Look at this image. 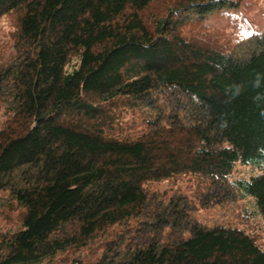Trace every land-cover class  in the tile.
Here are the masks:
<instances>
[{
	"label": "trees",
	"instance_id": "16d2710c",
	"mask_svg": "<svg viewBox=\"0 0 264 264\" xmlns=\"http://www.w3.org/2000/svg\"><path fill=\"white\" fill-rule=\"evenodd\" d=\"M237 1L0 0L13 22L0 193L15 226L0 264H264L255 231L193 215L248 199L264 221V118L250 93L223 102L264 71V34L238 63L236 40L206 24ZM162 183H189L192 204Z\"/></svg>",
	"mask_w": 264,
	"mask_h": 264
},
{
	"label": "rangeland",
	"instance_id": "374dc122",
	"mask_svg": "<svg viewBox=\"0 0 264 264\" xmlns=\"http://www.w3.org/2000/svg\"><path fill=\"white\" fill-rule=\"evenodd\" d=\"M207 25H211L226 37H233L237 44L233 51V60L243 63L252 55L259 51L258 37L264 34V0H240L232 6H224L208 15ZM13 22L12 17L0 18V48L5 56L10 51V33ZM5 117V108L0 106V123ZM249 173L248 168H241L239 175L244 176ZM251 173V172H250ZM13 189L25 187L26 176L19 171L11 176ZM159 192H166L170 198L178 200L180 203L190 202L193 199V188L189 183H179L175 186L169 183H162L155 186ZM100 190V185H95L87 192L96 194ZM9 193H0V233L8 234L15 231L14 213L8 209ZM248 199L230 200L224 205L214 206L207 210H197L193 215L207 227L220 223H230L239 225L248 230L255 231L259 236L260 243L264 246V221L255 211V208L248 204ZM192 204V203H191ZM245 207L254 210V216L244 220L247 223H239L241 211ZM244 208V209H243ZM55 264V263H54Z\"/></svg>",
	"mask_w": 264,
	"mask_h": 264
},
{
	"label": "clouds",
	"instance_id": "9594fccd",
	"mask_svg": "<svg viewBox=\"0 0 264 264\" xmlns=\"http://www.w3.org/2000/svg\"><path fill=\"white\" fill-rule=\"evenodd\" d=\"M245 93H250L252 103L259 109V115L264 118V71L254 69L246 81L232 82L227 85L223 102L231 104Z\"/></svg>",
	"mask_w": 264,
	"mask_h": 264
}]
</instances>
